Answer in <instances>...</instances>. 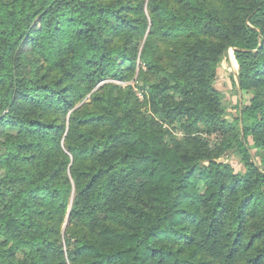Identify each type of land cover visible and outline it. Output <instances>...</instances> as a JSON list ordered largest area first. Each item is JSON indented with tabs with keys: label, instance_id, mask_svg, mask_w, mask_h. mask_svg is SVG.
<instances>
[{
	"label": "trees",
	"instance_id": "16d2710c",
	"mask_svg": "<svg viewBox=\"0 0 264 264\" xmlns=\"http://www.w3.org/2000/svg\"><path fill=\"white\" fill-rule=\"evenodd\" d=\"M0 264H264V0H0Z\"/></svg>",
	"mask_w": 264,
	"mask_h": 264
},
{
	"label": "rangeland",
	"instance_id": "374dc122",
	"mask_svg": "<svg viewBox=\"0 0 264 264\" xmlns=\"http://www.w3.org/2000/svg\"><path fill=\"white\" fill-rule=\"evenodd\" d=\"M232 61H233V68L236 69V62L234 59H232ZM226 75L227 74H224L223 77L220 79L218 83V88H220L221 91H223L224 93L223 102L225 106L229 108L228 110L231 111L230 117L235 118L237 113L235 110H233V106L235 105L239 97L238 90L236 87L232 85L233 83ZM134 78L135 77H133V79H131L129 83L134 84L135 83V81H133ZM138 97L140 99H143V95L141 94V92H138ZM244 104H248V103L246 102ZM229 162L237 169V171L243 172L245 170L243 165L239 163V160L237 158L233 157L229 160Z\"/></svg>",
	"mask_w": 264,
	"mask_h": 264
},
{
	"label": "built area",
	"instance_id": "2783aa9c",
	"mask_svg": "<svg viewBox=\"0 0 264 264\" xmlns=\"http://www.w3.org/2000/svg\"><path fill=\"white\" fill-rule=\"evenodd\" d=\"M230 56L232 57V59L235 60V57H234V51H233V50L230 51Z\"/></svg>",
	"mask_w": 264,
	"mask_h": 264
}]
</instances>
